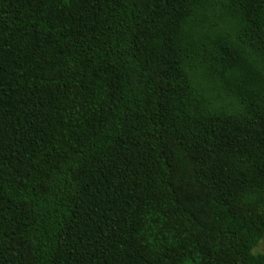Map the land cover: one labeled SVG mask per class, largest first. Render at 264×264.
<instances>
[{"label": "trees", "instance_id": "16d2710c", "mask_svg": "<svg viewBox=\"0 0 264 264\" xmlns=\"http://www.w3.org/2000/svg\"><path fill=\"white\" fill-rule=\"evenodd\" d=\"M264 0H0V264H264Z\"/></svg>", "mask_w": 264, "mask_h": 264}, {"label": "rangeland", "instance_id": "374dc122", "mask_svg": "<svg viewBox=\"0 0 264 264\" xmlns=\"http://www.w3.org/2000/svg\"><path fill=\"white\" fill-rule=\"evenodd\" d=\"M253 254H264V238L261 240L258 246L253 249Z\"/></svg>", "mask_w": 264, "mask_h": 264}]
</instances>
